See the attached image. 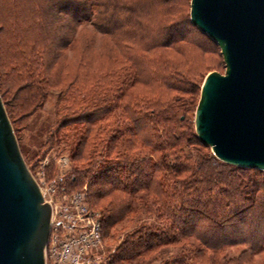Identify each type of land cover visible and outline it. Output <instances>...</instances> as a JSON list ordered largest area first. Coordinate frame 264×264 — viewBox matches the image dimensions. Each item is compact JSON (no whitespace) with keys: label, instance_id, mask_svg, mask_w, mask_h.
<instances>
[{"label":"trees","instance_id":"1","mask_svg":"<svg viewBox=\"0 0 264 264\" xmlns=\"http://www.w3.org/2000/svg\"><path fill=\"white\" fill-rule=\"evenodd\" d=\"M188 10L187 0H0V97L16 139L15 124L57 89L44 150L30 158L18 142L22 158L50 153L49 169L68 150L63 191L86 186L104 264H253L264 250V171L219 161L189 126L185 101L201 84L185 62L217 46ZM88 30L118 62L93 70L86 41L63 71V49ZM230 246L242 249L229 256Z\"/></svg>","mask_w":264,"mask_h":264},{"label":"water","instance_id":"2","mask_svg":"<svg viewBox=\"0 0 264 264\" xmlns=\"http://www.w3.org/2000/svg\"><path fill=\"white\" fill-rule=\"evenodd\" d=\"M189 19L224 64L202 81L195 134L219 161L264 171V0H190ZM49 221L0 97V264H44Z\"/></svg>","mask_w":264,"mask_h":264},{"label":"rangeland","instance_id":"3","mask_svg":"<svg viewBox=\"0 0 264 264\" xmlns=\"http://www.w3.org/2000/svg\"><path fill=\"white\" fill-rule=\"evenodd\" d=\"M187 2L189 9L190 0H187ZM70 36L72 40V35ZM73 38L74 39L71 41V45L75 44L76 49L72 48L73 45L69 47L66 46L63 49L61 55L60 64L62 65L61 69L63 71L68 72L72 70V64L74 63V60L79 57L80 53L82 52L81 51L82 48L86 44L85 43L86 41H90V42L88 43V47L86 49L83 48L84 50L83 53L87 56L88 61L91 62V68L93 70H97V71L109 70L111 67H114L118 62L117 61L119 59L117 58L119 57L118 51L109 42L102 39L99 36V34H96L91 30L80 31V33L78 32V34H76V36H74ZM209 50L211 52L201 54V60L199 58L198 61L188 59V62H185L186 66L189 67V69L191 70L188 72L197 77L195 80L197 82L196 84H202L205 75L211 71H216L218 73H223L224 71V64L219 52V48L214 46V48L210 47ZM164 54L167 57L173 59L180 58L172 50H168V51L164 50ZM141 91L145 92L144 88H142ZM56 93H57V89L50 90L48 97L44 102V105L35 113V115H32L31 117H28V119L21 121L20 123L17 122L15 124L17 135L19 137V139H16L17 143L19 142L20 146H22L23 150L30 156V158L36 152H39V154H41L45 148V146H41V145L46 136L45 132L48 126L50 127V123H52L53 121L52 116H54L53 112H54ZM196 97H198L199 99L200 96L196 95ZM197 102L196 101L191 102V100L189 99L185 101L187 107H189V111L187 113H188V117L190 118L189 126L193 133H195L193 124H194V112L196 111L195 108ZM25 122L28 123L26 124L27 126L23 128L22 125H24ZM49 156L50 153L49 155H46L45 157L38 159L37 162H36V158L27 161L25 160L28 158L25 159L23 158V159L28 170L30 171V174H32V176L38 181V183H40V186L42 187L45 197L51 202L52 206H55L58 203L57 200L59 199L56 198L58 197L56 195H60L64 192L63 180L65 178V174H68L69 172L70 166L72 164V160L68 150H64L54 158L52 167L48 169L47 166L50 162ZM38 157H40V155ZM54 181H56L57 184ZM52 187L53 190L55 187L54 194L51 191ZM80 188L85 190L86 186L83 185L82 187L80 186ZM76 190H72L69 192H73ZM102 237H103V246L101 250L103 251V247L105 243H108V241L105 240L103 234ZM241 249L242 247L240 246L227 247V249H225L226 255L229 256L238 255ZM252 261L253 264H264V250H260L259 252L255 253L252 257Z\"/></svg>","mask_w":264,"mask_h":264},{"label":"built area","instance_id":"4","mask_svg":"<svg viewBox=\"0 0 264 264\" xmlns=\"http://www.w3.org/2000/svg\"><path fill=\"white\" fill-rule=\"evenodd\" d=\"M34 180L43 201L50 206L44 264H104L99 254L103 246L101 218L89 207L85 190L80 188L56 195L58 203L52 206L40 183ZM51 191L54 194L55 187Z\"/></svg>","mask_w":264,"mask_h":264}]
</instances>
